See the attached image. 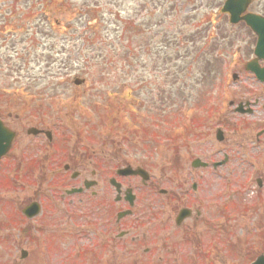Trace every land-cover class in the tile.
<instances>
[{
	"label": "rangeland",
	"instance_id": "obj_1",
	"mask_svg": "<svg viewBox=\"0 0 264 264\" xmlns=\"http://www.w3.org/2000/svg\"><path fill=\"white\" fill-rule=\"evenodd\" d=\"M223 2L0 0L1 13L13 7L10 22L20 30L5 36L11 38L8 48L0 46V105L6 108V123L21 134L9 158L23 160L25 152L33 149L35 157L39 152V157L45 156L47 149L59 153V167L51 171L55 182L50 171H41L45 177L38 171L27 173L24 183L18 181L22 189L14 195L15 207L0 193V264H46L38 248L41 239L44 242V237L57 233V249H61L62 232L70 231L72 222L81 229L78 249H84L78 264H127L129 259L121 258L117 243L115 261H106L105 256L102 262L89 259L97 241L93 223L105 220L104 212L97 209L100 200H106L99 205L109 207L113 227L115 213L123 208L113 201L114 189L106 180L112 177L132 187L138 197L135 216L128 219L142 218L141 212L151 219L148 214L153 211V217L163 221L167 207L175 214L189 203L201 211L198 220L188 218L191 248L186 241H175L180 231L173 235L170 229L169 236L161 235L166 252L138 261L248 264L264 255V191L259 195L254 180L247 179L251 173L264 178V146L257 138L264 125L260 122L264 107L254 106L253 113L242 115L230 105V101L235 106L254 102L259 94L264 99V90L244 70L252 55L251 30L229 23L220 13ZM249 10L263 13L264 0H253ZM77 77L85 82L75 86ZM35 126L50 130L53 143L28 136L26 129ZM219 128L222 141L215 135ZM61 152L72 158L85 155L78 167L101 155L119 160L120 165L112 162L102 167L107 178L96 177L99 185L92 189L98 196L90 191L60 196L59 190L62 193L92 178V168L82 167L81 177L72 179L71 171L81 172V168L65 172ZM197 158L208 167L190 168ZM224 158L226 164L211 167ZM122 165L147 170L149 179L143 183L136 177L117 178L112 170ZM0 178L4 179L2 173ZM192 183L197 184L196 193ZM148 188L168 189L176 197L166 202ZM29 200L39 202L41 211L22 219L19 206ZM61 224L66 229L54 232ZM20 249L36 253L21 257ZM58 260L55 264H63Z\"/></svg>",
	"mask_w": 264,
	"mask_h": 264
},
{
	"label": "flooded vegetation",
	"instance_id": "obj_2",
	"mask_svg": "<svg viewBox=\"0 0 264 264\" xmlns=\"http://www.w3.org/2000/svg\"><path fill=\"white\" fill-rule=\"evenodd\" d=\"M8 8L9 10L10 9L12 10L6 12L5 14L0 12V16H1L0 17V46L7 47V48H8L11 38L5 37V36L8 35L9 32L13 33V31L15 30L20 31L19 29L14 27L15 26L14 22H10V20L14 18L13 7H8ZM56 24L60 25L58 20H55V25ZM251 35L253 37L252 46H254L256 44L257 38L254 37L253 34ZM253 50L254 49H252V55L250 59L255 62V66L263 67L264 59L258 58V57L256 58L254 56ZM254 80L256 81L258 86H261L264 88V84H262L256 78H254ZM254 101L256 103V106L259 107V105L261 104L262 108L264 107V99H263L262 94H259L257 98L254 99ZM3 107L4 106L0 105V123L14 132V138L11 141L10 149L3 155V157L0 158V174L2 173V176L4 177V179L0 178V193H5V196L7 195V198H8L7 204H10L11 206L15 207L16 201H14L15 199L14 195H17V193H20V190L22 189L18 187V181H22L24 183L25 178H27L26 176L27 173L38 171L40 172V175L45 177V175L41 171H46V172L50 171V174H49L51 177L50 179L53 182L56 181L57 179L56 175L51 173V171L57 170L59 167V160H58L59 153H57L56 149H47V153H44L45 156L39 157L40 155L39 154L40 152H39L35 157L34 152L36 151V149H33V151H31L29 154H26L25 152V156L23 157V160L18 159V161L14 160L13 162H11L9 158L11 154V149L15 145L14 144L15 140L18 139L21 134L19 133L17 129L12 128V126H9L8 123H6V114L4 113L6 108H3ZM6 113H7V116L10 115V112H6ZM260 122L264 123V120H260ZM39 129L46 131L45 130L46 128H39ZM28 136L34 139L42 137L43 140L47 138L45 133H38V134H35V136H32V135H28ZM257 136H258L257 137L258 139L261 138V141H262L261 144L264 146V125L258 131ZM50 143H52V141ZM93 153L95 155V152ZM91 154L92 152L90 153V155ZM61 155H62V159L66 160V163L62 166L66 172L69 171V169L71 168L78 167L77 165L84 162L83 160L86 157L85 155H81V157L72 158L71 154L67 155L66 153H63ZM117 161L113 162L110 160L109 157L107 158L101 155L100 158H92L90 160L85 161L86 165L82 167L85 168V170L87 168H92L89 171V173L92 176V178L93 177L95 178V183H96L95 187H98L99 181L96 179V177L97 178L100 177V179L102 178L104 179L105 177L104 172L106 173V168L103 171L102 167H106L108 166V164H112V162H113V165H115L114 163L120 164V161L119 160ZM242 161L243 160H240V162ZM82 167L80 166L78 168H75V169L81 168V172L73 170L70 173L71 174L70 177L74 180H76L77 178H80L81 175L83 174ZM72 176H75V178H73ZM247 177H248L247 179H249L250 182L254 180L256 187H258L259 189L258 194L262 195L264 191V178L253 176L252 173L249 174ZM42 180H43V177L40 178V181ZM91 180L83 179L81 181V184L84 186L85 181H91ZM106 180L108 183L109 178H107ZM59 182L58 183L56 182L58 186H59ZM71 188L76 189V188H81V187L73 186ZM126 188H129V187H122L121 189H119L118 193L120 195H118V197L116 198L117 199L116 203L123 204V208L118 210L116 213L114 212L115 215L118 212L129 209L127 199L125 197ZM181 188H183V190L186 191V194H188L189 190H187L185 186ZM197 189H198L197 184L192 183L191 190L194 193H196L198 191ZM56 190L57 189H55V192ZM148 190L154 191L152 190V188H148ZM83 192L84 190H82L80 193L76 195L80 196L81 193ZM156 193H159L160 194L159 196L163 197L166 200V202L167 200L176 197V195L172 193L171 191H169L168 189L166 190L156 189V191H154L153 194H156ZM34 194H36V196L38 197L39 193L38 191H35ZM60 194H61V190H59V195ZM90 194L93 196H98L97 192L93 191L92 188H91ZM149 196L150 198H152L151 195ZM137 199L138 197L135 195V200ZM31 202H35V200H31V201L29 200L28 202H25V203L22 202L21 204L20 203L19 204L24 205V207H26ZM101 202L103 204L104 202H106V200H103V201L100 200V203H99L100 205H101ZM99 204L97 206V209L98 211L104 212L105 220L104 222H100L97 224L95 222L93 223L95 225L93 237L97 238L96 242L94 240L92 251L89 252L90 254L89 259H92L93 262L95 261L102 262L104 256L106 258H109V259H105L106 261H115L116 253L114 254L113 252L114 251L113 245L117 243L119 245V248L121 249V254H119L121 258L125 260L129 259V262L127 264H148L145 261H138V259L163 255V253L166 252L167 250L166 248L167 245H165L164 243L166 239H163V237L161 236L163 235L162 232H164V234H167L169 236L168 230L170 229H173V231L171 232V234L173 235H175V233H179L180 231V235L176 236L175 241H179V239H181L184 242L186 241L190 243L188 218L190 217V218H194L195 220H198L201 214V211H199L197 208H193L191 206L192 204L189 203V205L184 204L181 207H179L175 214H171L170 207H167L165 211L167 212L168 216L164 217L163 221L160 219V216H157L154 218L153 215H156V213H154L153 211L149 212L148 214L149 216L152 217L151 219H148L145 216V213L141 212L140 215L141 216L143 215L142 218H139L138 215H136V219L131 220L128 218L129 217L133 218L135 216L134 212H135L136 203H134L135 205H133V207L130 209V214L126 215L123 219L119 221L115 220V224H114L115 226L113 227L111 225L112 215L110 213L111 211L109 210V207L107 206V204L103 205V207H101L102 205L100 206ZM24 207L19 206L20 215H22V209ZM13 210H15V208ZM183 210L185 211V213H183L180 217V213L183 212ZM157 213L158 215L161 214L159 211H157ZM115 227H118L119 230H117L115 234H113V230L115 229ZM68 228L70 229V231L62 232L64 241L61 244V247H62V248L60 247L61 249H57L56 241L60 240L59 234L57 235L59 237L56 238L57 233L56 234L51 233V235H47L44 238V244H41L38 246L39 249L41 248V252L42 250L44 252L43 254H44V259L46 261V264L47 263L55 264L56 262L58 263L59 261L58 259L62 260L63 264H78V261L79 260L81 261V257L83 256V253H84V249L83 250L78 249L79 241L82 240L79 234V231L81 229L79 230V227H76V224L74 222H72V224H70ZM65 229L66 227L64 226L62 227V224H61V226H59L58 229H56L54 232H60L61 230H65ZM138 230H141L142 233L137 234ZM147 231L149 232L147 233ZM177 237L179 238L177 239ZM34 239L35 238L33 237L30 238L32 242L35 241ZM171 239H174V237H172ZM170 241L172 242V240ZM190 248H191V243H190ZM32 253H36V252H29L26 257H30L31 255H34ZM109 254H111V256Z\"/></svg>",
	"mask_w": 264,
	"mask_h": 264
},
{
	"label": "water",
	"instance_id": "obj_3",
	"mask_svg": "<svg viewBox=\"0 0 264 264\" xmlns=\"http://www.w3.org/2000/svg\"><path fill=\"white\" fill-rule=\"evenodd\" d=\"M248 2L249 0H227L223 5L224 7L222 8V11H226L230 13L231 23L237 22L240 19L245 20L246 24L250 26L255 33H257L259 39L256 46V54L264 57V18H261L257 15L254 16L251 14H246L244 15L243 18H240L239 16V14L243 12L244 9L246 8ZM248 69H251L250 65L248 66ZM263 71L264 69L261 72V79L264 80ZM123 172L125 173L127 172V170H123ZM134 173L143 174L144 172L140 170H135ZM253 264H264V258L263 257L258 258L257 260H255V263Z\"/></svg>",
	"mask_w": 264,
	"mask_h": 264
},
{
	"label": "trees",
	"instance_id": "obj_4",
	"mask_svg": "<svg viewBox=\"0 0 264 264\" xmlns=\"http://www.w3.org/2000/svg\"><path fill=\"white\" fill-rule=\"evenodd\" d=\"M122 35V34H121ZM119 43V42H118Z\"/></svg>",
	"mask_w": 264,
	"mask_h": 264
}]
</instances>
